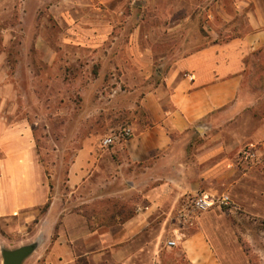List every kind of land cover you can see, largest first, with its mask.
<instances>
[{
	"label": "crops",
	"instance_id": "1",
	"mask_svg": "<svg viewBox=\"0 0 264 264\" xmlns=\"http://www.w3.org/2000/svg\"><path fill=\"white\" fill-rule=\"evenodd\" d=\"M140 1L157 12L160 2L170 1L185 3L188 15L261 17L252 20L253 32L244 37L207 45L178 61L167 89L147 93L141 101L144 122L130 128L129 140L109 149L96 142L79 151L67 172L65 193L60 183L53 187L42 170H34L31 132L2 128L0 120V219L49 204L35 233L27 238L31 243L42 238L41 244L24 264H251L237 239L232 214L234 208L252 214L264 208V117L254 132V158L246 161L244 170L226 168L225 156L237 150L238 143L231 147L221 142L193 165L183 159L192 132L238 106L246 61L264 49V0ZM1 8L0 2L4 13ZM9 8L7 12H16V7ZM215 157L216 163L201 170L206 160ZM87 189L90 214L69 208V199L81 198ZM198 193L228 194L233 205L227 210L216 207L202 214L193 227L180 230V204ZM94 201H106L107 206L96 210ZM44 223L48 226L42 231L39 227ZM177 230L183 237L171 248L167 243Z\"/></svg>",
	"mask_w": 264,
	"mask_h": 264
},
{
	"label": "rangeland",
	"instance_id": "2",
	"mask_svg": "<svg viewBox=\"0 0 264 264\" xmlns=\"http://www.w3.org/2000/svg\"><path fill=\"white\" fill-rule=\"evenodd\" d=\"M0 2L2 128L31 132L34 170H42L51 186L60 183L61 193L81 149L144 122L141 101L147 93L167 89L178 61L207 45L244 37L253 32L252 20L261 17L188 15L185 3L170 1L160 2L158 12L140 0ZM10 6L16 12H7ZM97 7L102 11H95ZM263 64L264 51L250 57L238 106L211 117L212 124L190 134L186 164L198 162L221 142L231 147L238 143L240 147L225 156L226 168L245 169L250 160L245 152L254 151V132L264 117ZM217 159L206 160L201 170ZM89 199L87 189L81 198H70L68 207L88 215ZM92 206L104 210L107 202L94 201ZM45 214L43 206L16 218H1L0 257L2 248L29 245L27 238ZM232 220L251 264H264V208L258 214L234 208Z\"/></svg>",
	"mask_w": 264,
	"mask_h": 264
},
{
	"label": "built area",
	"instance_id": "3",
	"mask_svg": "<svg viewBox=\"0 0 264 264\" xmlns=\"http://www.w3.org/2000/svg\"><path fill=\"white\" fill-rule=\"evenodd\" d=\"M133 135L130 128L124 129L119 133H114L106 136L101 141L103 149H109L116 143L129 140ZM245 155L254 158L253 149H248ZM232 199L228 194H217L214 196H207L204 193H198L183 198L177 212V220L179 229L193 227L200 219L201 215L218 207L220 209H230L232 207ZM183 237L182 231H175L173 239L171 238L167 245L171 248L178 246V242Z\"/></svg>",
	"mask_w": 264,
	"mask_h": 264
},
{
	"label": "water",
	"instance_id": "4",
	"mask_svg": "<svg viewBox=\"0 0 264 264\" xmlns=\"http://www.w3.org/2000/svg\"><path fill=\"white\" fill-rule=\"evenodd\" d=\"M41 239L34 243L9 250L1 249L2 264H24L25 261L38 249Z\"/></svg>",
	"mask_w": 264,
	"mask_h": 264
},
{
	"label": "trees",
	"instance_id": "5",
	"mask_svg": "<svg viewBox=\"0 0 264 264\" xmlns=\"http://www.w3.org/2000/svg\"><path fill=\"white\" fill-rule=\"evenodd\" d=\"M263 51H264V49L261 50V51H259V52L254 53L253 56H254V57H257V56H259ZM248 61H249V59H247V61H246V64H247V65H248ZM263 65H264V64H263ZM48 208H49V204H47V205L44 207L45 211H47Z\"/></svg>",
	"mask_w": 264,
	"mask_h": 264
}]
</instances>
